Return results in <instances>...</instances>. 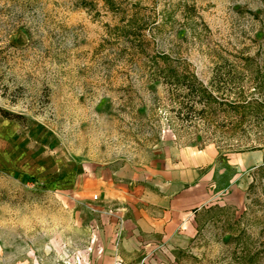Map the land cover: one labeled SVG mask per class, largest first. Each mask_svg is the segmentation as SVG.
<instances>
[{
    "label": "rangeland",
    "instance_id": "rangeland-1",
    "mask_svg": "<svg viewBox=\"0 0 264 264\" xmlns=\"http://www.w3.org/2000/svg\"><path fill=\"white\" fill-rule=\"evenodd\" d=\"M172 147H264V0H0V264H264V163L179 250L97 198L93 174Z\"/></svg>",
    "mask_w": 264,
    "mask_h": 264
},
{
    "label": "crops",
    "instance_id": "crops-1",
    "mask_svg": "<svg viewBox=\"0 0 264 264\" xmlns=\"http://www.w3.org/2000/svg\"><path fill=\"white\" fill-rule=\"evenodd\" d=\"M165 153L152 164H124L107 177L93 174V189L100 201L118 206V216L129 214L143 243L176 250L194 236L202 208L218 201L242 202L249 171L264 163V147L222 157L214 147H172Z\"/></svg>",
    "mask_w": 264,
    "mask_h": 264
},
{
    "label": "trees",
    "instance_id": "trees-1",
    "mask_svg": "<svg viewBox=\"0 0 264 264\" xmlns=\"http://www.w3.org/2000/svg\"><path fill=\"white\" fill-rule=\"evenodd\" d=\"M157 74L162 75L164 79H173L176 87L184 86L187 89L185 94L189 98L188 103L191 109L194 107L196 102H199L203 105V108L200 110L203 112V110H205V108L211 104L212 100L210 94L206 91V87L204 88L199 85L194 74L188 71L175 72L172 68H169L168 70L161 68L158 70ZM223 74L226 76L230 75V70L228 69L226 73ZM213 102H217V104H224L221 101L215 99ZM4 115L7 117V114Z\"/></svg>",
    "mask_w": 264,
    "mask_h": 264
}]
</instances>
